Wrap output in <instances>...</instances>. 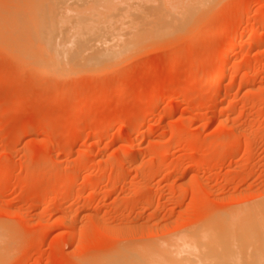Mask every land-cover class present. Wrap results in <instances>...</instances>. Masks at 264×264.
<instances>
[{
	"label": "rangeland",
	"instance_id": "obj_1",
	"mask_svg": "<svg viewBox=\"0 0 264 264\" xmlns=\"http://www.w3.org/2000/svg\"><path fill=\"white\" fill-rule=\"evenodd\" d=\"M105 1L133 44L89 65L93 39L65 75L13 46L28 1L0 0V264L182 259L193 240L214 264H264V0Z\"/></svg>",
	"mask_w": 264,
	"mask_h": 264
},
{
	"label": "bare ground",
	"instance_id": "obj_2",
	"mask_svg": "<svg viewBox=\"0 0 264 264\" xmlns=\"http://www.w3.org/2000/svg\"><path fill=\"white\" fill-rule=\"evenodd\" d=\"M28 2L26 3L25 6H22L23 8L20 9L19 11H16L14 13V15H12V18L9 20V23L6 22V24H8V28L6 27V24H5V30H7L14 38H15V45L13 46H16L20 49V51H22V54L25 53L27 55H30L31 57H33L39 64H40V67H42L44 70H46V72L48 70H52V72L54 71H63L62 73H68V72H71V71H65L66 69H68V66L71 68V65H73L74 69H78L79 68H75V66L79 67L80 65L78 64L79 62L77 61H83L81 60L84 56V54L88 51V50H92V48L94 47V40L96 41H102V48H99V46H96L99 48V51L97 48H94L93 50L97 49L96 51V54L92 57V59H90V56L89 57V65H93L94 62H97V63H101V61L103 60L105 62V59H109V61L111 60V58H114L112 59L111 61H114L117 56L122 52L123 49H125L126 46H129V45H132V41H128L130 39H127V43L125 44V36L123 34V31H121L127 23L125 22L123 25V20L121 22V20L119 21L118 18H117V21L120 22L121 25L115 27V21L116 19L114 20V22H112V20H109L111 17H108L109 19H106L105 20V17L102 15V8H104L105 10H108V9H112L113 7H116L117 3L114 2L116 5H114L113 3H110V2H107V1H103L101 4H98L97 3L95 4L96 7H93V8H85L83 10H78V9H74V14L77 13V17L73 14V11L72 9L68 6V0L64 1V0H27ZM78 1H81V0H78ZM93 1H96V0H92ZM100 1V0H99ZM112 1V0H111ZM117 1V0H116ZM126 1V0H125ZM123 1V2H125ZM129 1V0H128ZM138 1V0H137ZM141 1V0H139ZM136 2V4H134L135 7H142V4L141 2ZM169 1V0H168ZM181 1V0H180ZM193 1V0H192ZM200 1V0H199ZM24 2V1H23ZM118 2V1H117ZM201 2V1H200ZM78 3V6L79 2H76ZM126 3V2H125ZM194 3V2H193ZM85 4V3H83ZM89 4V3H87ZM94 4V3H93ZM16 5V4H15ZM76 5V4H75ZM82 5V4H81ZM80 5V6H81ZM128 7H129V4H127ZM144 5V4H143ZM148 5V4H146ZM21 6V5H20ZM88 5H86L87 7ZM91 6V5H90ZM125 6V5H124ZM133 6V5H132ZM14 7V6H13ZM17 7V6H16ZM84 7V6H82ZM118 7V6H117ZM138 7V8H139ZM146 7V6H145ZM21 8V7H20ZM119 8V7H118ZM121 8V7H120ZM123 8V7H122ZM131 8V6H130ZM16 10V8H14ZM18 9V8H17ZM71 9V10H70ZM114 9V8H113ZM125 9H127V6L125 7ZM114 11H116L114 9ZM114 11H113V15H114ZM128 11V10H127ZM76 12V13H75ZM89 12V13H88ZM130 12V10L128 11ZM11 13V12H10ZM9 13V16H11V14ZM13 13V12H12ZM73 14L74 15V19L75 21H73V23L71 22V17L72 16H68L70 17V19L68 20L67 18V15L69 14L70 15ZM116 13V12H115ZM118 13V12H117ZM121 13V12H120ZM110 14H111V11H110ZM110 15V16H113V15ZM108 15V14H107ZM123 15V14H121ZM6 16V15H5ZM119 16V15H117ZM130 16V15H129ZM7 17V16H6ZM121 17H125L124 20H127L126 18H129L130 17H127V16H121ZM3 18V17H2ZM5 18V17H4ZM4 18H3V21H4ZM73 18V17H72ZM76 18V19H75ZM98 18V19H97ZM100 18H104V20L100 19ZM107 18V17H106ZM96 19V20H95ZM6 20V18H5ZM104 21L103 23V26H106L103 27L104 29H102V26L100 27V24L102 23V21ZM130 21H132L130 19ZM5 22V21H4ZM113 23V26L111 25ZM133 22V21H132ZM117 24V23H116ZM129 24V23H128ZM127 24V25H128ZM4 25V24H3ZM102 25V24H101ZM125 25V26H124ZM131 27H132V30H131ZM131 27H128L130 30L129 33H134L136 35H138V32H135L136 30L133 29V26L131 24ZM137 27V26H136ZM135 27V28H136ZM139 28H137L138 30L140 29V27L143 28V26H138ZM145 28V27H144ZM147 28V27H146ZM145 28V29H146ZM104 31V33H103ZM125 32L127 30H124ZM134 31V32H133ZM142 31V30H141ZM259 31V30H257ZM124 32V33H125ZM140 32V31H139ZM144 32V31H143ZM106 33V34H105ZM137 33V34H136ZM142 33V32H141ZM107 34L110 36H108V39H107ZM123 34V35H122ZM126 34V33H125ZM146 34V33H145ZM103 35H106V36H103ZM129 35V34H128ZM141 35V34H140ZM139 35V36H140ZM144 35V33H143ZM137 36V37H139ZM103 37H105L106 39L103 41ZM123 37V39H122ZM127 37V35H126ZM10 38V37H9ZM99 38H101L99 40ZM129 38V37H128ZM94 39V40H93ZM133 40V37L132 39ZM12 41V40H11ZM61 41V42H60ZM116 41V42H115ZM121 41L120 43L122 45H120L119 42ZM14 42V40H13ZM112 42V43H111ZM113 42H115L113 45ZM123 42V43H122ZM135 42V41H133ZM11 43V42H10ZM101 43V42H100ZM111 43V46H108L109 44ZM121 46L120 48H118L119 46ZM125 44V45H124ZM12 45V44H11ZM10 46V45H9ZM12 46V47H13ZM242 46V42L241 41H238L236 43H234L232 45V47L230 48L229 52H233L235 51L236 49L240 48ZM10 47V48H12ZM15 47V48H16ZM11 50H14L13 49H10ZM16 51V50H14ZM19 52V51H18ZM228 52V53H229ZM21 53V52H20ZM89 53V52H88ZM226 55V54H225ZM20 56V55H19ZM24 56V55H23ZM29 56V57H30ZM86 56V55H85ZM84 56V57H85ZM28 57V56H27ZM26 57V58H27ZM30 57V58H31ZM22 58V57H21ZM30 58H27V59H30ZM85 60V58H84ZM34 61V63L36 62ZM86 61V60H85ZM102 61V62H103ZM36 62V63H37ZM108 62V60H107ZM86 62H84L83 64H85ZM33 64V63H32ZM103 65L107 64V63H102ZM88 65V64H87ZM95 65H97L95 63ZM36 66H38L36 64ZM100 66V64H99ZM102 66V65H101ZM39 67V72L41 71ZM83 68V66H82ZM81 68V69H82ZM85 68V66H84ZM42 69V70H43ZM87 69V68H86ZM89 69L91 70H94L96 68H90ZM42 72V71H41ZM40 72V73H41ZM228 72L227 68H225L221 74H220V77L219 79L223 80V78L225 77L226 73ZM44 73V72H43ZM51 74V71L49 72ZM58 73V72H57ZM61 73V72H60ZM58 73V74H60ZM75 73V72H74ZM54 74V73H53ZM56 74V73H55ZM77 74V73H76ZM70 75V73H69ZM143 126L145 127L146 126V123H143ZM176 144V143H175ZM136 145H140L139 141L136 142ZM177 145V144H176ZM165 164V163H164ZM59 209V208H58ZM61 209V208H60ZM251 216V215H250ZM249 216V217H250ZM248 218V217H247ZM252 218V217H251ZM250 219V218H249ZM243 221V220H242ZM258 221H261L258 219ZM235 222V221H234ZM247 223V222H246ZM253 223V222H252ZM260 224V223H259ZM238 227H241L238 225ZM236 229V228H235ZM245 229V228H244ZM248 229V228H247ZM212 230V229H211ZM217 230V229H216ZM222 230V229H221ZM220 230V231H221ZM207 233H208V230H206ZM240 231V230H238ZM254 230H252L253 232ZM260 231V229H259ZM244 232V230H243ZM246 232V231H245ZM248 232V231H247ZM249 232L250 229H249ZM207 233L204 232V234L207 235ZM214 233V232H213ZM242 233V232H241ZM199 234V233H198ZM201 234V233H200ZM199 234V235H200ZM203 234V233H202ZM252 234V233H251ZM258 234V233H257ZM261 234V233H260ZM259 234V235H260ZM211 236V234H208ZM243 235V234H242ZM247 235V234H246ZM254 235V234H253ZM262 235V234H261ZM189 236V235H188ZM187 236V239H189L190 237ZM197 236V235H195ZM201 237H203L202 235H200ZM209 236V237H210ZM240 236V235H239ZM251 236V235H250ZM255 236V235H254ZM199 237V236H197ZM174 238V237H173ZM179 238V237H178ZM206 238V237H205ZM211 238V237H210ZM221 238H223L221 236ZM230 238V237H229ZM261 238V236L259 237ZM258 238V240H259ZM176 239V238H175ZM181 239V238H179ZM183 239V238H182ZM191 239V238H190ZM189 239V240H190ZM207 239V238H206ZM214 239H215V236H214ZM256 239V237H255ZM177 240V239H176ZM193 240V239H192ZM204 240V238H203ZM217 240V239H215ZM235 240V239H234ZM248 240V239H247ZM206 241V240H204ZM229 241V240H228ZM232 241V240H231ZM237 241V240H236ZM250 239L248 240L249 242V247L248 248H251L252 251L254 250L253 247L254 244L253 243V247L252 246V242L250 243ZM165 242V241H164ZM169 243V241H167ZM173 242V240H172ZM180 242V241H178ZM184 242V240H183ZM227 242V241H226ZM246 242V241H245ZM247 242V243H248ZM175 243V242H174ZM174 243H173V247H176L174 246ZM182 242L178 243L181 244ZM197 243H199V241H197ZM197 243L195 242V240L193 241H190L188 242L187 245H183V246H186L191 248V252L189 251L187 256L184 257V258H179L178 259L174 254L176 251H174V253L172 251L170 252H167V251H164L163 249L161 250V246L158 244V247L160 248L159 250L160 251H157L156 248V253H154V248L151 249V253L150 252H144L145 251V247H143L144 249V253H142L141 255H138L140 254L138 251L137 254H134L132 251H129L128 253L126 252L125 254L123 255H120V256H113L111 257L107 264H214V262L212 261V257H209L207 256V254L202 253L207 256H203L200 258V252L198 250V245ZM232 243V242H231ZM234 243L236 244L235 241H233V246L235 247L236 249V246L234 245ZM241 243L242 240H241ZM251 244V246H250ZM177 245V244H176ZM177 245V247H178ZM230 245V244H229ZM231 245V246H232ZM238 245V244H237ZM248 245V244H247ZM246 245V247H247ZM259 244L256 245V248ZM261 245V244H260ZM258 246V247H263V245L261 246ZM151 247V245H149ZM154 246V245H153ZM165 246V245H164ZM182 246V245H181ZM181 246L180 247V251L179 252H183L184 250H187V249H184L182 248ZM134 247V246H133ZM147 247V246H146ZM156 247V246H155ZM166 247V246H165ZM238 247H244L241 246L239 244ZM128 248V247H127ZM169 248V247H168ZM206 248V247H205ZM264 248V247H263ZM123 249V248H122ZM148 249L150 250V248L148 247ZM176 249V248H175ZM178 249V248H177ZM184 249V250H183ZM203 249V248H202ZM211 249V248H210ZM219 249V248H218ZM239 249V248H238ZM243 249V248H242ZM242 249H239V250H242ZM121 250V249H120ZM168 250V249H167ZM170 250V249H169ZM201 250V249H200ZM224 250V249H223ZM243 250H246V248H244ZM154 251V252H153ZM211 251V250H210ZM247 251V250H246ZM255 251V250H254ZM124 252V251H123ZM153 252V253H152ZM241 252V251H240ZM248 252V251H247ZM259 252V250H258ZM230 253V252H229ZM257 254V252H255ZM254 253V254H255ZM260 253L259 252L257 254V256H260ZM263 253V252H262ZM261 253V256H263V254ZM155 254V255H154ZM178 254V253H177ZM249 254V253H247ZM251 254V253H250ZM249 254V255H250ZM180 255V254H179ZM182 255V254H181ZM227 255H229L227 253ZM237 255V253L235 254V256ZM241 255V254H240ZM183 257V256H182ZM230 257V256H229ZM234 257V256H233ZM231 256V259L233 258ZM224 259H228V258H225L223 256ZM260 259V257H258ZM262 258V257H261ZM102 259V258H101ZM223 259V260H224ZM230 259V258H229ZM263 259H264V256H263ZM234 260V258H233ZM253 260V259H252ZM262 260V259H261ZM102 261V260H101ZM232 261V260H231ZM237 261V260H236ZM256 261V260H255ZM255 261H252L255 263ZM103 262V261H102ZM235 261H233L232 263H234ZM247 262V261H246ZM249 262V261H248ZM259 262V261H258ZM227 263V262H226ZM231 263V264H232ZM238 263V262H237ZM237 263H234V264H237ZM251 262H249L248 264H250ZM253 263V264H254ZM217 264V263H216ZM224 264V263H223ZM241 264V263H240ZM243 264V263H242ZM258 264V263H257Z\"/></svg>",
	"mask_w": 264,
	"mask_h": 264
}]
</instances>
